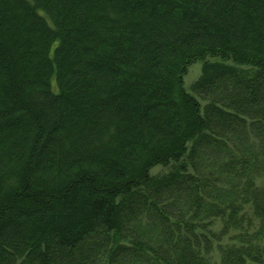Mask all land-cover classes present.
Returning a JSON list of instances; mask_svg holds the SVG:
<instances>
[{
	"label": "trees",
	"instance_id": "obj_1",
	"mask_svg": "<svg viewBox=\"0 0 264 264\" xmlns=\"http://www.w3.org/2000/svg\"><path fill=\"white\" fill-rule=\"evenodd\" d=\"M0 264H264V0H0Z\"/></svg>",
	"mask_w": 264,
	"mask_h": 264
},
{
	"label": "rangeland",
	"instance_id": "obj_2",
	"mask_svg": "<svg viewBox=\"0 0 264 264\" xmlns=\"http://www.w3.org/2000/svg\"><path fill=\"white\" fill-rule=\"evenodd\" d=\"M201 67H202V62L198 61L195 64H193L185 76V86L188 90H190L191 85L197 80V78L201 74ZM166 168L164 167H156L152 170V173L155 174L160 171H165Z\"/></svg>",
	"mask_w": 264,
	"mask_h": 264
}]
</instances>
